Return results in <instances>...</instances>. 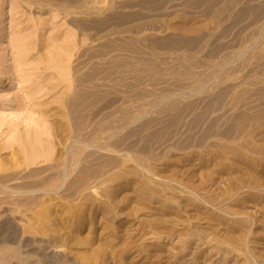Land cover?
<instances>
[{"label":"rangeland","instance_id":"rangeland-1","mask_svg":"<svg viewBox=\"0 0 264 264\" xmlns=\"http://www.w3.org/2000/svg\"><path fill=\"white\" fill-rule=\"evenodd\" d=\"M62 2H3L0 79L29 85V97L16 92L18 100L11 95L8 100L13 88H0L5 93L0 95V139L10 124L22 126L36 116L40 102L51 109L65 137L78 136L75 130L79 137L89 136L96 145L88 148V158H95L91 162L126 157L128 172L114 187L111 200L118 203L109 213L97 200L84 216L58 211L48 235H23L34 243L25 254L32 253L29 259L36 261L40 249L54 264L57 259L72 263L73 251L83 244L66 235L77 233L97 238L95 244L102 247L119 238L140 247L139 255L131 253L120 264H155L141 255L160 252L156 246L167 252L180 246L172 236H159L148 222L179 212L191 216L193 227L210 221V230L234 235L241 259L247 253L254 264H264L252 256L264 258V140H255L264 130V0H106L94 5L97 11L91 7L95 13L77 10L78 20L92 24L83 30L58 11ZM68 31L75 33V43L68 50L66 84L57 79L56 64ZM62 85L63 107L53 102ZM3 107L18 112L5 126L1 115L9 110ZM118 167L95 178L112 171L119 175L123 167ZM92 168L84 162L75 172L82 169L79 174L87 177L96 171ZM141 184L156 196L165 187L171 208L162 210V196L141 195ZM11 218L17 226L22 223L18 216Z\"/></svg>","mask_w":264,"mask_h":264},{"label":"bare ground","instance_id":"bare-ground-1","mask_svg":"<svg viewBox=\"0 0 264 264\" xmlns=\"http://www.w3.org/2000/svg\"><path fill=\"white\" fill-rule=\"evenodd\" d=\"M22 1H24L29 6H31V4L37 3L43 5L46 4V0ZM3 2L4 0L0 2V21L2 17ZM99 2L105 3L106 0H63V2L59 5H56V7L58 8V11L62 12L65 16L70 15L68 20L70 24L83 30L89 28V25L91 26L92 24L78 20L75 16L76 12H78L77 10L84 7L89 13H95L94 10L92 11L91 7L95 9L94 5ZM16 6H18L16 3L13 1L10 2V7L12 9H15ZM82 11L85 10L83 9ZM70 31L67 32V35H65V38L61 41V57L60 55L58 56V61L56 64V77L59 81L66 82V84L70 81V58L68 50L69 47L75 43V39L73 38L75 33H71ZM4 33L5 29L2 27V25H0V46L2 45V40L5 39ZM1 54L3 55V51H1ZM64 56L66 58H64ZM2 87L13 88L11 94H6L9 98L8 100L11 99V95V97L17 101L19 95L15 94L16 92H22L23 97H29V85H25L24 83L13 82V79L5 78L0 79V88ZM2 94L5 93H1L0 95ZM53 102H56L61 107H63V85L57 97L54 98ZM3 108L6 111L9 110V108ZM35 114L36 116H29L28 119H25L26 121L23 120L22 126H20L18 123L10 124L7 128L8 135H5L3 139H0V264L53 263L54 261H51V257L42 253V250L38 248H36L38 249L37 252L35 250L33 251L36 252V258L38 260L31 261L29 258H31L30 255L32 253H25H28L33 248L34 243L29 239V236L27 238L23 235L26 232L33 234L39 232L44 235H48L46 232L48 231L50 233L51 228L49 226H51V224H53V222H55L59 216L60 213L58 211L70 212L71 214L81 211L78 213V216H84L85 211L90 210V206L94 204L95 200L99 202V205L105 206V209H108L106 210L107 213H109V207L115 206V204L118 203L116 199L111 200L112 193L115 190L114 187L116 186V183H121L119 182V179L126 177V173L128 172L125 171L126 161L128 159L126 157L120 160L115 157H107L108 159H105V161L102 160L100 162H91L95 158L93 160L88 158L90 155H92L88 148H91L89 146H93L94 144H92L93 142L91 143L88 139L89 136H85V138L84 136L79 137L80 132L75 130L79 126L74 128L76 133H78V136H68L67 134L68 137H65L64 134H62L63 131L61 129V123L52 117L53 113L51 112L50 108H47L38 102L35 108ZM1 117L3 118L2 123H4L3 125L5 126V122H8L9 119L18 118L17 109L10 108L7 113L2 112ZM260 124L262 125V123ZM256 128H258V126ZM259 134V137L254 136L255 140H264V130ZM80 136H82L81 133ZM95 146L96 145L93 147ZM50 162L54 163L49 165L51 164ZM84 162L90 163V165H93V168L95 167V169L92 168V171L96 170L93 171L95 174L86 171L85 174L89 172L92 175L88 174L87 177H84L82 176L84 175L82 172L79 174V171L82 169H79L78 172H75L78 170L77 168L79 166H83ZM118 166L123 167L121 168L122 172L119 175L115 173L116 171H112L118 176L114 175L111 177L110 175H112V173L109 175L110 177H102L103 174H105V171H111V169H115ZM104 168H106V170ZM99 172H102V176L100 174L102 178L97 180L95 177L99 174ZM77 173L80 176L76 177V175H78ZM128 174H130V172ZM91 178L95 179L91 180ZM69 180L71 183H69ZM66 182H68L70 185L74 183L75 187L72 188L67 184V188L64 186V189H69L70 192L63 194V185ZM68 186L71 188H68ZM98 188L101 191H98ZM166 190L167 189H165V187H162L157 191V194L162 196V210L169 209L168 206L171 208L168 196H166ZM138 191L141 195H145L148 198L156 196V192L153 189H150L147 185H139ZM187 197L186 198L188 201L192 200L191 197ZM13 215L18 216L22 220L20 226H17L12 221L13 219L11 217H13ZM113 216H115V213ZM71 218L72 217H70V219ZM194 219L200 218L194 217ZM148 223L149 225H146L151 227V229L156 228L158 230L159 236L163 234L166 237L172 236L173 239L176 238V242L180 247H178V250L175 252H167V250H165V248L162 246H156L159 248L160 252H147L146 250H143L144 252H147L146 254L148 255H141V259L144 258L150 261L149 258H153L151 260H154L153 262H156L155 264L162 262V259H165L163 262H166V264H254L248 258L247 253H244L245 257L242 259L245 261H242L240 257L242 254L239 253L241 249L237 245L238 239L233 237L234 235H232V237L222 236L223 233L220 231V228L219 233L216 232V230H210V221L201 222L206 223L205 225L196 223L193 227L192 218L190 215L184 217V215L180 216L179 212H176L173 215L167 217L159 216L155 219L149 220ZM186 225L188 227L184 229ZM78 226L79 224L76 225L75 228H78ZM141 227L145 228L143 225L139 228ZM183 229L184 231H181ZM141 233V235L144 234L143 232ZM49 236L53 240L56 239L54 234H49ZM159 236L157 238H160ZM66 239L68 241L74 240V244L81 242V244H83V248L80 250H74L73 244L69 245V243H66L69 251L74 250L73 252L75 254V260H72L73 262L71 263L70 261L69 263V259H63L62 264H120L123 263V259H125V257L129 256L131 253H136L137 256L141 250L138 246H128V243L125 239V242L127 243L126 245V243L123 241L124 239L121 240L120 238V241L114 242V244L106 243V246H104L105 248L102 247V244L104 243L99 242L98 245H96L95 242L97 243L98 239H95V237H92L91 235L79 236V234L76 233L71 236V234H67ZM132 239L131 242H135L136 239ZM130 244L131 243H129V245ZM32 256L35 257V255ZM252 256L254 258L257 257L258 260L260 259V262H264V258H259V255L254 256L252 254ZM57 260L56 262L58 264L59 262ZM150 262L152 263V261ZM163 262L162 264H165Z\"/></svg>","mask_w":264,"mask_h":264}]
</instances>
